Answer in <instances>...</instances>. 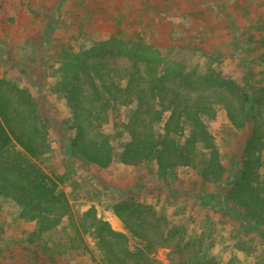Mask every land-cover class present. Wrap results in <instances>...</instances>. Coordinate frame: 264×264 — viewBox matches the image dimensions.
<instances>
[{
  "label": "rangeland",
  "instance_id": "rangeland-1",
  "mask_svg": "<svg viewBox=\"0 0 264 264\" xmlns=\"http://www.w3.org/2000/svg\"><path fill=\"white\" fill-rule=\"evenodd\" d=\"M45 1V9L51 7V12L48 8L42 16L44 24H50L44 29L20 33L16 28L8 29L9 25L0 27V78L24 90L36 108L50 150L33 156L9 137L16 150L56 185L67 203V214L53 222L46 217L22 218L21 207L0 196V264H115L111 255H103L107 245L97 236L100 227L94 216L128 238L126 242L110 237L102 229L116 254L123 253L125 247L130 251L151 248L149 257L154 264H186L188 260L190 264L205 260L210 264H264V226L254 224L263 234L248 230L245 225L253 224V219L246 213H241V219L230 213L222 198L225 191L220 181L204 176L210 149L199 146L190 165L168 170L157 168L156 154L136 167L122 164L121 146L127 140V132L114 124L126 122L135 107L132 102L122 106L119 115L112 116L111 122L100 128L114 149L113 162L100 168L84 160L70 145L75 134L71 128L73 116L64 94L57 91L61 64L68 60L67 56H98L100 43L111 36L134 47L144 45L149 51H156L161 61L158 69L172 67L183 74H194V78L221 73L238 85L240 95L247 94L252 100L246 106L248 119H239L237 110L233 111L237 124L227 118L221 107L214 116L203 117L212 149L224 170L221 181L226 182L244 156L252 122L259 120L260 132L264 133V0H225L223 16H229L230 24L225 35L217 28L211 36H205L204 29H186L190 24L186 20L181 22L185 28H177L178 32L169 28L174 25V21H169L170 13H165L163 21L158 19L151 28L136 25L133 29L127 24L101 35L100 29L82 23L74 13L86 7L89 14L95 5L89 9L88 2L93 0H81V4L72 0L70 16L64 13L68 10L65 0ZM36 2L0 0V15L16 5L28 9L27 14L34 20L31 13L37 10ZM4 16L5 20H13L12 15ZM67 17L75 24L73 28L66 27ZM54 21L58 26L52 25ZM206 31L210 33L211 29ZM82 51L86 53L79 54ZM111 56L110 64L126 61L123 55ZM195 84L197 92L208 90L201 86L202 79H196ZM156 110L160 119L153 127L159 134L167 111L160 103ZM0 123L4 125L1 117ZM254 159L258 180L263 183L264 146L252 151L250 163ZM126 226L136 235L131 236ZM193 255L196 256L192 258Z\"/></svg>",
  "mask_w": 264,
  "mask_h": 264
},
{
  "label": "trees",
  "instance_id": "trees-1",
  "mask_svg": "<svg viewBox=\"0 0 264 264\" xmlns=\"http://www.w3.org/2000/svg\"><path fill=\"white\" fill-rule=\"evenodd\" d=\"M100 46L102 49L98 56L90 58L70 54L68 60L61 64L57 91L64 94L73 116L71 128L75 134L70 145L76 153L100 168L109 166L114 159V149L100 128L111 122L112 116H118L122 106L133 102L134 110L126 122L114 124L127 132V140L121 146V163L136 167L156 154L157 168L168 170L190 165L199 146L208 148L210 157L204 176L220 181L219 185L225 191L222 198L230 213L238 219H241V213H246L254 223L245 227L261 233L254 224L264 226V182L258 180L256 159L250 163L252 151L264 146L259 120L252 122V135L245 144L244 156L226 182L221 181L224 170L212 149L211 136L203 120V117L214 116L218 107L226 111L227 118L233 123H236L235 110L239 119L243 116L248 119L246 106L252 101L250 96L240 95L238 85L219 72L194 78V74H183L172 67L158 69L161 61L156 57V51H149L144 45L134 47L111 36ZM83 53L86 51L79 54ZM111 54L123 55L126 61L110 64L108 57L112 58ZM196 79H202L201 86H207L208 90L197 92ZM7 82L0 78V117L4 124L0 123V196L10 198L20 206L22 218L46 217L53 222L67 214V203L62 193L39 168L16 150L9 137L12 136L29 154L38 156L50 150L47 132L25 91ZM158 103L167 111L159 134L153 127L160 119L156 110ZM115 214L122 218L118 211ZM94 221L100 227L97 236L102 244L107 245L103 255H111L110 260L115 264L155 263L149 257L151 248L130 251L125 247L123 253L113 252L111 241L107 240L102 229L110 237L126 242L128 238L95 216ZM126 228L131 236L136 235L135 230ZM162 234L161 231L163 240ZM200 264L210 263L205 260Z\"/></svg>",
  "mask_w": 264,
  "mask_h": 264
},
{
  "label": "crops",
  "instance_id": "crops-1",
  "mask_svg": "<svg viewBox=\"0 0 264 264\" xmlns=\"http://www.w3.org/2000/svg\"><path fill=\"white\" fill-rule=\"evenodd\" d=\"M36 1L37 10L31 13V15H34V20L27 14L28 9L15 5L13 8L9 7L10 9L5 10L4 14L0 15V27L9 25L8 29L16 28L21 33V31L24 32L25 30L29 32L33 30L37 31L50 25L44 24L42 20L43 14L47 13L49 8L45 9L46 1ZM65 2L68 4L66 9H68L69 12L66 10L64 13L70 16L72 12L69 4L72 0H65ZM77 2L80 3L81 0H77ZM88 3L90 5L89 9H91V4L95 5L94 10H89V14L87 13L86 7H84V10H79V12H73L77 14L78 20L82 21V23L87 22L94 29H100L101 35H103L104 32L108 33V30L112 28L123 29L127 24H131L133 29L136 28V25L138 27L143 26L151 28L153 23H157L158 19L163 21V15L165 13H170L169 17L172 19L169 21H174V25H170L173 27L169 28H174L177 32V28H185L184 25L181 24L184 20L190 21L186 29H204L203 31L206 32V34H204L205 36L215 35L217 28L222 35H225L228 24H230L227 20L229 16H223V13H225V0H111L109 3L107 0H93ZM101 10L105 11V14H99ZM49 11L51 12V7ZM9 13L13 16V20H5L4 15L11 16ZM109 13H113L115 16L111 17ZM88 17H90V19H87ZM67 18L66 27L73 28L75 24L70 20V17ZM217 18L218 20L216 21L215 19ZM209 20H211V23L208 24L207 22ZM177 21L180 22V24H178ZM164 22L167 23V21ZM61 24L65 25V22ZM52 25L58 26V23L54 21ZM208 28L211 29V34L206 31ZM213 29L215 31H213Z\"/></svg>",
  "mask_w": 264,
  "mask_h": 264
},
{
  "label": "bare ground",
  "instance_id": "bare-ground-1",
  "mask_svg": "<svg viewBox=\"0 0 264 264\" xmlns=\"http://www.w3.org/2000/svg\"><path fill=\"white\" fill-rule=\"evenodd\" d=\"M111 221H112V224L115 225L116 223L115 219H112Z\"/></svg>",
  "mask_w": 264,
  "mask_h": 264
}]
</instances>
